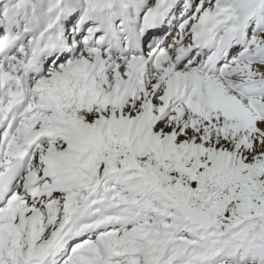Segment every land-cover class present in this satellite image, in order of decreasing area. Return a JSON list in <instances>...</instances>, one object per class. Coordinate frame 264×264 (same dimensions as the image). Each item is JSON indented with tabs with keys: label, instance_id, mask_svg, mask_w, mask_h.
Returning a JSON list of instances; mask_svg holds the SVG:
<instances>
[{
	"label": "snow or ice",
	"instance_id": "6c2138e0",
	"mask_svg": "<svg viewBox=\"0 0 264 264\" xmlns=\"http://www.w3.org/2000/svg\"><path fill=\"white\" fill-rule=\"evenodd\" d=\"M0 264H264V0H0Z\"/></svg>",
	"mask_w": 264,
	"mask_h": 264
}]
</instances>
